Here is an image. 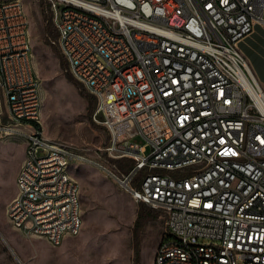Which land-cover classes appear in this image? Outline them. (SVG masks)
Masks as SVG:
<instances>
[{"label": "built area", "instance_id": "2783aa9c", "mask_svg": "<svg viewBox=\"0 0 264 264\" xmlns=\"http://www.w3.org/2000/svg\"><path fill=\"white\" fill-rule=\"evenodd\" d=\"M43 1L57 31L51 42L96 97L94 117L108 132L102 172L165 214L152 264H264V85L239 48L264 24V0ZM29 27L23 0H0V137H22L31 152L6 214L25 235L56 245L45 227L60 222V236L77 235L83 221L73 199V192L81 197L80 183L59 167L93 157L46 158L54 139L41 125ZM3 87L12 94L2 95ZM12 99L22 109L9 112ZM187 193H199L197 207H189Z\"/></svg>", "mask_w": 264, "mask_h": 264}, {"label": "rangeland", "instance_id": "374dc122", "mask_svg": "<svg viewBox=\"0 0 264 264\" xmlns=\"http://www.w3.org/2000/svg\"><path fill=\"white\" fill-rule=\"evenodd\" d=\"M23 1L30 20L33 61L42 81L44 134L93 158L90 163L75 160L68 166L81 186L83 221L77 235H69L65 244L61 240L55 246L43 237L25 235L10 222L6 207L17 191L25 140L14 135L0 137V264H135L133 227L143 203L136 202L95 164L103 155L99 149L107 143L108 132L94 117L96 106L92 111L89 100L70 81L68 74H72L66 60L51 42V38H57L53 25L46 35L41 1ZM85 92L90 95L86 89ZM0 108L6 109L5 99L0 98ZM135 141L144 143L141 137ZM4 144L9 147L3 148ZM154 209L158 217L148 220L142 228L137 264H152L166 236L165 214Z\"/></svg>", "mask_w": 264, "mask_h": 264}, {"label": "bare ground", "instance_id": "6f19581e", "mask_svg": "<svg viewBox=\"0 0 264 264\" xmlns=\"http://www.w3.org/2000/svg\"><path fill=\"white\" fill-rule=\"evenodd\" d=\"M40 1V0H39ZM169 21H181V14L168 13ZM29 53H32V45H29ZM2 91L4 95L12 94V87H3ZM39 106L42 108V97L39 98ZM16 109H22V101L20 99H12V105H9V112H16ZM42 109H40L41 116ZM78 152L71 146L66 145L57 140H51L48 142V149H46V158L50 163H57L58 160L77 159ZM75 160L66 161L59 167V175L72 176L68 166ZM90 161H92L90 159ZM24 162H31V152L26 151V157ZM102 169L100 160L95 162ZM42 181H49V173H42ZM120 186L126 192L131 195L130 183L127 181H120ZM80 192H73V199H77V205L79 202ZM134 199V196H132ZM187 201H189V207H197V201H199V193H187ZM46 203H54V195H46ZM57 209H64V201H57ZM31 221H40V214H31ZM80 226V225H79ZM77 227V230L79 228ZM45 236H57L56 243H59L65 236H60V222H53L51 227H45Z\"/></svg>", "mask_w": 264, "mask_h": 264}, {"label": "crops", "instance_id": "0c3cea01", "mask_svg": "<svg viewBox=\"0 0 264 264\" xmlns=\"http://www.w3.org/2000/svg\"><path fill=\"white\" fill-rule=\"evenodd\" d=\"M239 48L248 58L257 79L264 85V24H256L254 31L240 40ZM3 146V148L9 147L7 144ZM24 155L26 157L25 150L22 158L23 162L25 159ZM67 237L65 236L62 239L63 244L66 243Z\"/></svg>", "mask_w": 264, "mask_h": 264}, {"label": "trees", "instance_id": "16d2710c", "mask_svg": "<svg viewBox=\"0 0 264 264\" xmlns=\"http://www.w3.org/2000/svg\"><path fill=\"white\" fill-rule=\"evenodd\" d=\"M41 5L43 8V12H44V16H45V20L47 22V28H46V35H49V32L52 29V23L49 19V9H48V4L45 1H41ZM68 77L70 79V81H73L77 84L80 92L82 94H84L86 96V98L89 100V105H90V109L93 111L95 109L96 106V97L94 95H89L86 94L85 92V88L82 87V84L80 82H78L77 80H75L73 78L72 75L68 74ZM158 215L156 213V209L151 208L149 205L147 204H141L140 208L138 210V214L134 223V227H133V238H134V249H135V264L138 263L139 258H140V254H141V231L142 228L144 227V224L151 219H155L157 218Z\"/></svg>", "mask_w": 264, "mask_h": 264}]
</instances>
